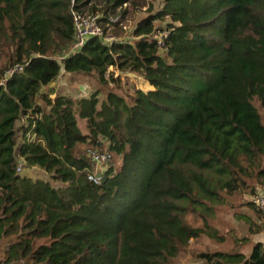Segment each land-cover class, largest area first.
<instances>
[{"label": "trees", "instance_id": "trees-1", "mask_svg": "<svg viewBox=\"0 0 264 264\" xmlns=\"http://www.w3.org/2000/svg\"><path fill=\"white\" fill-rule=\"evenodd\" d=\"M161 1L125 39L137 0H0V264H178L222 240L217 207L264 195V0ZM72 10L114 40L73 51ZM88 148L117 162L100 185ZM195 257L264 264V242Z\"/></svg>", "mask_w": 264, "mask_h": 264}, {"label": "rangeland", "instance_id": "rangeland-1", "mask_svg": "<svg viewBox=\"0 0 264 264\" xmlns=\"http://www.w3.org/2000/svg\"><path fill=\"white\" fill-rule=\"evenodd\" d=\"M139 6L133 8L129 4L123 5V9L127 10V15L121 19L117 17L114 19V23L117 22V27L110 26V32L115 38H130V34L135 23L142 17H144L149 8L154 10L160 9L162 5L161 0H137ZM79 80V79H77ZM76 81V80H75ZM81 82V83H78ZM132 82H136L132 78ZM137 84V82H136ZM56 89L62 87V92L69 94L70 96H79V94H87L91 83H86L85 81H76L75 83H69L67 79L61 77L58 79L54 85ZM143 89L145 87L141 86ZM80 92V93H79ZM262 119L264 122V112H262ZM112 161L108 166H117V162ZM36 174V173H35ZM41 177L44 174L39 172ZM252 196H247L239 200L235 198L230 199L228 204L225 206L217 207L214 220L210 223V227L217 231V235L222 238L221 241L207 235L203 234L199 239L191 242L188 245L186 253L182 254L178 259V264H196L201 262L200 259H196L195 255L205 252H215V251H225L234 249L240 252L248 253L250 245L254 242L261 241L264 242V223L258 218V214L254 213L249 207H247L241 201H251ZM234 203V204H233ZM253 226L261 227V232L257 234H252L249 227ZM247 239L245 243H239L237 240ZM237 245V246H236Z\"/></svg>", "mask_w": 264, "mask_h": 264}, {"label": "built area", "instance_id": "built-area-1", "mask_svg": "<svg viewBox=\"0 0 264 264\" xmlns=\"http://www.w3.org/2000/svg\"><path fill=\"white\" fill-rule=\"evenodd\" d=\"M71 18L74 30V44L72 46L73 51L79 50L86 43L87 39L91 37L103 38L106 42H112L114 36L104 34L102 28L98 23V17L93 15L82 14L77 11H71ZM12 71H7L0 78V87L6 84V79ZM85 155L93 165V171L88 173L87 180L94 185H100L102 182L101 174L106 170L108 165L112 161V156L108 152H102L97 149L88 148L85 151ZM251 202L261 213L264 221V195L257 193L252 195ZM196 264H206L203 261Z\"/></svg>", "mask_w": 264, "mask_h": 264}]
</instances>
